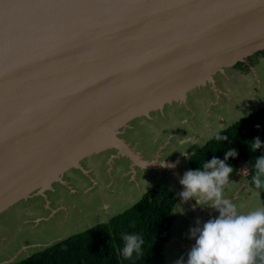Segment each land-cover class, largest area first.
<instances>
[{
	"label": "water",
	"instance_id": "95a60500",
	"mask_svg": "<svg viewBox=\"0 0 264 264\" xmlns=\"http://www.w3.org/2000/svg\"><path fill=\"white\" fill-rule=\"evenodd\" d=\"M262 50L264 0H0V213Z\"/></svg>",
	"mask_w": 264,
	"mask_h": 264
},
{
	"label": "rangeland",
	"instance_id": "374dc122",
	"mask_svg": "<svg viewBox=\"0 0 264 264\" xmlns=\"http://www.w3.org/2000/svg\"><path fill=\"white\" fill-rule=\"evenodd\" d=\"M221 72H244L247 78L241 83V92L245 89V82L252 79L250 93H247L248 98H253L249 108L240 110L238 107L231 109L221 106L227 98L217 91L221 84L218 78ZM213 73L206 74V77L186 90V94L183 92L175 97L180 99L152 109L148 115L132 119L122 129L127 131L123 135L134 138L142 136V146L148 145L152 153L161 160L173 158V161H177L182 158L178 163L181 175L192 169L188 157L181 152L186 150L188 154L194 153L200 147L197 143L203 141L206 131L211 135L264 106V50L249 55L233 66L225 67L223 71ZM233 78L235 84H239L238 76L234 75ZM212 98H216V102L220 98V104H212ZM197 100L199 104L195 103ZM169 104L174 105L170 110ZM139 122H144V125L140 124L136 129L130 128ZM196 140L199 142H194ZM98 154L100 166L96 171L82 162L80 166L71 169L72 175H62L51 187L44 191L37 190L0 213V264L19 260L53 242L107 222L141 198V188L136 183L133 186L135 192L128 193L133 197H121L118 194L120 183L123 181L124 186L129 185L128 182L132 181L135 174L117 176L116 173L120 163L126 170L134 172L130 155L124 151L122 153L119 148H109ZM137 168L139 177H142L143 169ZM149 177V183H146L147 186L143 185V188L161 186L173 189L178 197L176 211L183 210L176 212L172 237L166 244L165 260L161 264H177L181 258L186 261L187 254L195 243L190 229L195 228L197 222L203 224L216 217L218 212L207 205H197L193 198L182 203L177 189L182 191L184 186L169 170H152ZM223 195L231 199L240 212L264 207L261 191L247 178L241 177L229 182Z\"/></svg>",
	"mask_w": 264,
	"mask_h": 264
},
{
	"label": "trees",
	"instance_id": "16d2710c",
	"mask_svg": "<svg viewBox=\"0 0 264 264\" xmlns=\"http://www.w3.org/2000/svg\"><path fill=\"white\" fill-rule=\"evenodd\" d=\"M228 139L210 140L188 157L192 169L200 167L213 156L221 159L234 148L238 155L229 157L233 167L229 182L247 178L251 181L254 170L251 163L264 154V106L221 129ZM259 137L262 148L252 151L249 141ZM264 205V189H261ZM178 197L169 187H155L145 192L135 204L114 215L107 222L53 242L19 260L7 264H161L165 260V247L172 237L177 214ZM138 232L145 239L144 254L133 260L120 255L123 241L121 233Z\"/></svg>",
	"mask_w": 264,
	"mask_h": 264
},
{
	"label": "clouds",
	"instance_id": "9594fccd",
	"mask_svg": "<svg viewBox=\"0 0 264 264\" xmlns=\"http://www.w3.org/2000/svg\"><path fill=\"white\" fill-rule=\"evenodd\" d=\"M221 132L218 130L204 137L197 145L203 148L210 140L218 143L227 140L228 137L221 135ZM249 145L255 151L262 148V141L256 137L249 141ZM181 153L188 157L186 150ZM237 155V150L230 148L223 159L213 156L204 160L200 167L183 173L179 181L184 186L179 193L182 203L193 198L197 205H207L217 210L218 215L203 224L197 222V226L190 229L195 243L187 254V260L181 258L177 264H264V207L240 212L236 204L223 195L233 172L227 160ZM151 162H158L162 167H175V164L157 156ZM251 167L254 170L251 184L257 190L264 189V154L255 157ZM121 239L120 255L124 260H133L144 254L145 239L142 234L123 232Z\"/></svg>",
	"mask_w": 264,
	"mask_h": 264
},
{
	"label": "crops",
	"instance_id": "0c3cea01",
	"mask_svg": "<svg viewBox=\"0 0 264 264\" xmlns=\"http://www.w3.org/2000/svg\"><path fill=\"white\" fill-rule=\"evenodd\" d=\"M219 74H221L222 76L221 75L218 76L221 84H220V86L218 88L219 90H217V91H220L222 94H225L226 97H227V98H225L226 100H225L224 104L223 105L221 104V106H225V107L228 106L231 109H234L235 107H238L240 110H242V108H249V106L252 104L251 101L253 100V98H248V94L247 93H250V90H251L250 81L252 79L249 78V81L245 82L246 83V86L244 87L245 89L241 92L239 90L242 87L241 83L244 82L246 80V78H247V77L244 76V72H242L241 74L229 73V72H227V73L221 72ZM234 75L238 76L237 80H239V81H237V83H239V84H235V82H234L235 79L233 78ZM240 75H241V78L239 79ZM233 84H235V85H233ZM216 87L217 86H215V88ZM238 95H240V96L238 97ZM171 102H174V101H170V102H166V103H171ZM195 103L199 104L198 100L195 101ZM212 104H214V105L215 104H220V98H219V100L217 102H216V98H212ZM173 107H174V105L169 104V110L172 109ZM237 111H235V113H237ZM140 124L144 125V122H139V123H137L134 126L131 125L130 128L136 129V128L139 127L138 125H140ZM126 132L127 131L124 130L120 136L128 142V144H129V146H130V148H131V150L133 152V157L130 156V158H132V167L134 169V172L132 170L131 171L126 170V168L123 167V164L120 163L118 165L117 169H116V173H117V176H121V174L123 176H126V175H128L130 173H135V174H134V176L132 178V181L128 182L129 185L124 186V182L123 181L120 183L121 184V189L118 191V194L121 197H131L132 195H128V193H130L131 191H132V193L135 192V190L133 188L135 183L138 185V187L141 188L140 192H141L142 195L145 192H147L149 190H152L153 188H151V189H148L146 187L143 188V185L147 186V184L149 183V180H150L149 173H151L152 170H156V169L157 170L158 169L159 170H163V171L169 170L171 172V175L173 174L174 176H177L178 180L180 181V178L182 177V175H181L180 171L178 170L179 167H178V163H176V162L177 161H182V158H179L177 161H173V158H166L165 159L166 162H170V163L175 164V167H172V168L162 167L158 162L153 163L151 161H153L156 158V156L148 148V145H146L145 147L142 146V142H143L142 136H139L137 138H134L132 136L126 137V136L123 135V133H126ZM206 132L207 133H206L205 137L210 134V132H208V131H206ZM198 140L201 141L202 138L198 139ZM199 141L196 140L194 142L197 143ZM173 150L174 149H172V151ZM121 152L123 153L122 150H121ZM190 155H191V153L188 154V157ZM92 167L99 168L98 166H96V167L92 166ZM137 167L143 169V176L142 177H139V170H138ZM168 180H169V178H168ZM177 190H178V192H181V190H179V189H177Z\"/></svg>",
	"mask_w": 264,
	"mask_h": 264
},
{
	"label": "flooded vegetation",
	"instance_id": "af4514ba",
	"mask_svg": "<svg viewBox=\"0 0 264 264\" xmlns=\"http://www.w3.org/2000/svg\"><path fill=\"white\" fill-rule=\"evenodd\" d=\"M101 154V153H100ZM99 154L98 153H95V154H92V155H90V156H87V157H85V158H83L82 160H81V163L83 162V163H85L86 165H87V167L89 168V169H91V170H97V168H94V167H92V166H100V161H99V156H98ZM73 167H71L70 169H68V170H66V172H64V174L63 175H66V174H68V173H70L71 175H72V169ZM76 176V175H75ZM79 180H81V179H79ZM8 209V208H7Z\"/></svg>",
	"mask_w": 264,
	"mask_h": 264
}]
</instances>
